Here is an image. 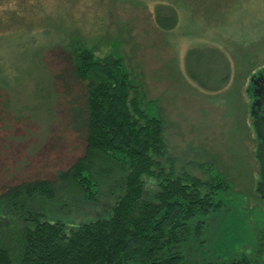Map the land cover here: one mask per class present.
Listing matches in <instances>:
<instances>
[{
	"label": "rangeland",
	"instance_id": "1",
	"mask_svg": "<svg viewBox=\"0 0 264 264\" xmlns=\"http://www.w3.org/2000/svg\"><path fill=\"white\" fill-rule=\"evenodd\" d=\"M158 5L176 13L174 29H158ZM74 42L95 60H122L141 107L164 120L165 168L205 181L218 172L228 182L218 194L222 208L188 223L179 246L187 263L245 256L264 264L251 115L252 79L264 73V0H0V195L55 180L84 154V134L69 110L83 106L66 49ZM205 47L228 59L230 76L217 92L198 88L185 72L187 51ZM146 189L153 192L154 181ZM114 203L102 193L90 202L79 191L0 200V243L14 251L35 216L72 228L106 217Z\"/></svg>",
	"mask_w": 264,
	"mask_h": 264
},
{
	"label": "trees",
	"instance_id": "2",
	"mask_svg": "<svg viewBox=\"0 0 264 264\" xmlns=\"http://www.w3.org/2000/svg\"><path fill=\"white\" fill-rule=\"evenodd\" d=\"M154 21L161 31H170L176 13L158 5ZM71 47L66 49L72 75L83 89V106L69 110L71 123L84 134V154L55 180L20 184L0 200L31 194L54 199L79 191L90 202L102 193L115 203L106 217L72 228L33 217L14 251L0 243V264H188L179 252L190 233L188 223L222 208L218 194L229 189L228 182L218 172L205 181L165 168L164 120L141 107L122 60H95L80 42ZM212 49H189L184 64L198 88L217 92L230 73L225 53ZM151 180L156 189L148 192ZM204 229V221L195 222L197 236ZM228 264L259 263L241 256Z\"/></svg>",
	"mask_w": 264,
	"mask_h": 264
},
{
	"label": "water",
	"instance_id": "3",
	"mask_svg": "<svg viewBox=\"0 0 264 264\" xmlns=\"http://www.w3.org/2000/svg\"><path fill=\"white\" fill-rule=\"evenodd\" d=\"M261 82V83H260ZM255 101L251 107L253 128L258 140L256 159L259 164V181L256 192L264 199V78L252 79Z\"/></svg>",
	"mask_w": 264,
	"mask_h": 264
},
{
	"label": "flooded vegetation",
	"instance_id": "4",
	"mask_svg": "<svg viewBox=\"0 0 264 264\" xmlns=\"http://www.w3.org/2000/svg\"><path fill=\"white\" fill-rule=\"evenodd\" d=\"M263 78H264V73L262 74ZM261 83V82H260Z\"/></svg>",
	"mask_w": 264,
	"mask_h": 264
}]
</instances>
